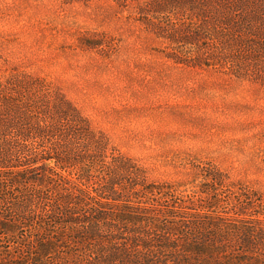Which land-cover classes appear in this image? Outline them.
<instances>
[{"label": "rangeland", "instance_id": "1", "mask_svg": "<svg viewBox=\"0 0 264 264\" xmlns=\"http://www.w3.org/2000/svg\"><path fill=\"white\" fill-rule=\"evenodd\" d=\"M155 2L0 0V78L25 73L59 88L106 137L108 153L132 158L147 184L182 199L176 219L196 214L204 231L244 226L234 219L248 215L235 213V199L212 175L264 195V72L223 60L233 49L221 32L228 26L209 13L222 5ZM62 174L80 184L76 170ZM229 245L233 255L197 253L183 242L169 251L187 253L179 264H258L237 257L236 240Z\"/></svg>", "mask_w": 264, "mask_h": 264}, {"label": "trees", "instance_id": "2", "mask_svg": "<svg viewBox=\"0 0 264 264\" xmlns=\"http://www.w3.org/2000/svg\"><path fill=\"white\" fill-rule=\"evenodd\" d=\"M249 1L211 0L223 7L203 13L228 26L221 32L233 49L223 60L263 73L264 0L260 7ZM108 146L59 88L25 73L0 78V264H24L30 254L32 264H179L187 253L170 246L183 242L197 253L223 256L234 254V240L242 250L237 257L264 263L263 194L243 185L236 190L220 173L212 175L235 199V213L248 216L234 219L244 226L204 231L196 214L191 221L176 219L182 199L147 184L132 158L113 147L108 153ZM66 170H76L80 184L67 179ZM64 245H81L82 252L67 255Z\"/></svg>", "mask_w": 264, "mask_h": 264}]
</instances>
